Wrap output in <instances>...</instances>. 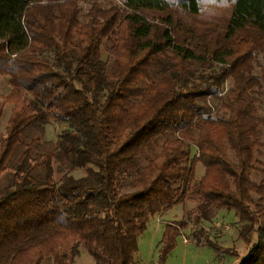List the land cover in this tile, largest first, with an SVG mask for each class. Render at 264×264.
<instances>
[{
    "label": "trees",
    "instance_id": "trees-1",
    "mask_svg": "<svg viewBox=\"0 0 264 264\" xmlns=\"http://www.w3.org/2000/svg\"><path fill=\"white\" fill-rule=\"evenodd\" d=\"M260 56L264 0H96L84 13L80 0H0V76L11 87L0 119L12 105L0 138V264H75L81 249L95 264H135L150 218L190 195L197 223L220 210L238 217L250 247L238 264H264ZM52 120L64 126L54 145L25 138ZM54 163L66 170L60 183ZM186 228L165 225L160 264ZM195 238L228 253L202 227Z\"/></svg>",
    "mask_w": 264,
    "mask_h": 264
},
{
    "label": "rangeland",
    "instance_id": "rangeland-1",
    "mask_svg": "<svg viewBox=\"0 0 264 264\" xmlns=\"http://www.w3.org/2000/svg\"><path fill=\"white\" fill-rule=\"evenodd\" d=\"M92 1L96 0H80L82 12H86L91 5ZM101 2H107V0H98ZM106 42L101 45V52L103 58L106 60L109 53L106 48ZM264 61V57L260 56ZM10 85L6 77L0 76V98L4 96L10 90ZM12 108V106H11ZM10 109L6 111L8 113ZM5 114V113H4ZM5 125L0 123V138L4 133ZM201 128H199L200 131ZM61 131V125L54 120L49 121L45 130L40 128V125L34 124L26 129V139L33 137H41L47 147L57 141L58 134ZM197 148L193 145L191 156L196 154ZM257 158L264 162V154H258ZM145 160L141 161L143 165ZM57 163H54V178L57 183L62 181L66 170L59 171L57 169ZM205 172L201 163H198L196 169V178L199 179ZM74 176L79 178L85 176L87 171L85 169H77L74 172ZM4 172L2 175H5ZM252 178L259 180L260 174L258 172H252ZM0 185L3 183V179L0 180ZM255 196V195H254ZM200 203V199L196 196L190 195L185 201L176 204L170 209L165 210L162 213L152 216L147 223L146 228L142 234L138 237V254L135 264H160V248L162 234L165 225L169 222L177 220H185L187 222V228L183 231V234L177 236L176 245L171 252L166 256L165 261L162 264H238L240 258L245 256L249 252V245L244 244L243 240L239 237L237 225L239 223L238 217L233 211L220 210L217 215L211 221L196 222V217L199 212L197 206ZM200 227L204 228L206 234L211 240L217 242L221 247L227 249L228 253L219 252L216 253L212 247L208 245H200L196 242L195 232H198ZM257 239V235L254 237V241ZM205 240V238H203ZM69 248V245L63 247V251ZM96 249V248H95ZM94 249V250H95ZM96 251V250H95ZM234 252V253H233ZM1 255L5 258H10L12 252L10 249L1 251ZM43 264H54L51 258H46ZM75 264H95L93 251L81 249V252L75 257Z\"/></svg>",
    "mask_w": 264,
    "mask_h": 264
},
{
    "label": "crops",
    "instance_id": "crops-1",
    "mask_svg": "<svg viewBox=\"0 0 264 264\" xmlns=\"http://www.w3.org/2000/svg\"><path fill=\"white\" fill-rule=\"evenodd\" d=\"M11 106H12V105H7V106H6L5 111H4L5 114H3V116H2L1 119H0V123L3 124V125L7 124V121H8V119H9L10 115H11V112H12V108H11ZM8 108L10 109V111H9L8 113H6V111L8 110ZM63 127H64V126H61V129H62Z\"/></svg>",
    "mask_w": 264,
    "mask_h": 264
}]
</instances>
